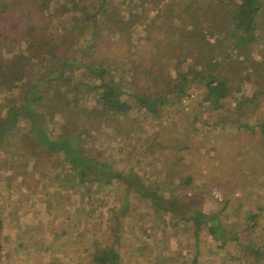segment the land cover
Masks as SVG:
<instances>
[{
	"label": "trees",
	"instance_id": "obj_1",
	"mask_svg": "<svg viewBox=\"0 0 264 264\" xmlns=\"http://www.w3.org/2000/svg\"><path fill=\"white\" fill-rule=\"evenodd\" d=\"M263 20L262 0H28L17 6L0 0V178L12 176L20 196L55 200L47 216L20 234V246L38 243L47 264H264V203L257 211L232 210L228 226L224 215L231 200L218 202L210 194L192 206L183 198L199 170L191 168L182 188L169 191L166 178L146 182L137 166L116 168L107 149L111 138L102 133L116 135L112 145L120 147L124 130L140 133L133 122L123 124L129 114L135 116L130 121L151 114L171 125L173 113L195 131L203 123L213 126L215 114L227 109L229 133L253 134L247 154L256 155L263 167L256 174H264V121L258 112L264 89L250 100L232 99L238 107L246 104L244 111L227 107L233 92L220 59L250 51ZM62 22L68 33L54 38V24ZM82 22L98 24L121 43L132 40L138 60L113 69L111 58L75 57L62 41L71 38L70 26ZM172 58L170 74L166 64ZM232 64L237 71L238 61ZM135 72L140 88L130 85ZM85 96L92 109L83 108ZM96 123L104 125L100 138ZM153 160L148 165L156 169L161 160ZM232 172L238 178L240 172ZM256 174L247 175V184L237 182L251 184ZM103 188L106 198L100 196ZM108 196L117 202L111 218L105 213ZM24 207L27 212L26 202ZM163 228L171 235L162 237ZM126 241L134 245L130 251Z\"/></svg>",
	"mask_w": 264,
	"mask_h": 264
},
{
	"label": "rangeland",
	"instance_id": "obj_2",
	"mask_svg": "<svg viewBox=\"0 0 264 264\" xmlns=\"http://www.w3.org/2000/svg\"><path fill=\"white\" fill-rule=\"evenodd\" d=\"M27 1L13 0V4L15 6L22 5L26 4ZM262 2L264 5V0ZM67 24L65 22H62L61 25L55 23L52 36L57 38L61 34L68 33L67 28L69 27ZM172 26L173 24H170V27ZM70 27L73 28L71 29V38L68 41H62V44L66 49H73V53L77 58L100 62L111 58L110 66L113 69L122 65L125 68L138 60V52L132 50L135 47L132 40H127V43H121L119 37H115L112 34H103L102 28L98 24L82 22L75 27ZM259 28L262 33L261 37L250 51L243 52L245 56H242V53V55H238L239 57L232 55L227 56V59L225 58L226 56L220 57L223 65H225L223 74L229 79L233 92L230 99L231 105L227 106L229 108L232 106L244 111L247 105L241 103L238 107L237 104H233L232 99H237L238 101L244 99L250 100L254 98L255 94H259L264 89V77H260L264 74V20L259 23ZM161 34L164 35L162 31ZM210 40L212 44H218L215 37H211ZM230 58L234 63H236V60L238 61L239 68H236L237 71L232 70V61H228ZM172 60V64H169V66L166 64V71H169L170 74L175 70V61L173 58ZM192 62V59H190L189 63L191 64ZM138 75L135 72L131 76L130 85H132V88H140L136 84ZM124 76L128 78L126 72ZM90 98L89 96L84 97L83 108L92 109V99ZM193 98L196 102H200L198 100L200 96L195 95ZM260 105L258 112L260 113V120L263 122L264 93ZM171 115V125H169V121L166 125V118H160L151 114H148V116L142 115V117L134 121H130L131 118H135L134 115L129 114L123 117V124L133 122V129L140 131V133L137 134L131 131L127 135L124 130V135L119 136L122 138L120 147L112 145L113 142H116V135L111 137V134L102 132L104 125L96 123L94 130L97 131L99 138L102 136L101 132L104 135L108 134L111 138L107 149L112 153L113 159L117 162L116 168H124L125 170L137 166L138 173L145 178L146 182L148 180L152 182L155 176L161 180L166 178L163 186L168 188L167 190L169 191L172 189L179 191L182 188V178L191 176V173L188 172L191 168L196 171L199 170V172H192L200 174L194 176L196 183L192 191L182 190L181 194L183 198L192 206L203 204L210 194L218 202L231 200L232 205L224 215V223L228 226L232 210H240V214H243L242 207L257 211L258 207L264 203V189L262 190V187H264V174H256L259 170L262 171L263 169L261 165L257 164L256 155L253 152L247 154V150L249 149L247 138H251L253 134H248L245 130L237 131L236 134L238 136L229 133L226 119L230 115V110L227 109L223 110L222 113L215 114L214 122L216 123L213 126L203 123L198 129L195 128V131H193L191 125L183 121V116L173 113ZM255 119L250 118L249 121L254 122ZM241 120L244 123L248 122L245 117H242ZM185 125L187 127H184ZM236 127L239 128L240 126L236 124ZM99 152L102 153L101 151ZM154 156L161 160H156V167L159 169H152L148 165V162H155L153 160ZM25 167L27 166L25 165ZM25 167L24 169H27ZM232 171L240 172L238 178L234 176L235 174ZM150 173L151 175H149ZM249 173L252 175L256 174L253 176L254 182L248 183V185H239L237 182L239 179L247 184L246 179ZM13 180L12 176L7 179L0 178V188L2 189V193H0V264H47L46 257H44L46 255L40 254L36 249L38 243L30 241L29 243H24L22 247L20 246V243L23 241L20 234L34 220L41 218L40 216L42 215L47 216L49 211H52L51 206L55 201L54 197L47 196L43 200H37L34 197L27 198L24 197L25 195L20 196L19 194H21L22 190L19 185L14 184ZM105 191L106 189L103 188L100 195L101 198H106L107 194H105ZM106 201L108 202L105 209L106 217L111 218V214L116 210L114 204H117V202H115L112 196H108ZM25 202L27 203V212H23ZM18 204H22L23 206H20V209H18ZM15 209L17 213L12 211ZM19 216H22L20 224H18ZM128 217H130V214H128ZM163 230L164 232L161 231L162 237L171 235L170 230L167 231L164 228ZM156 231L157 226H154L151 232L156 233ZM126 242V250L130 251V249L134 248L132 242ZM169 246L170 248L173 247V249L177 248L176 243L171 242ZM214 247L215 244H211V248L214 249ZM154 250L156 251V246ZM213 258H217V256L213 255L210 258L211 262L215 260ZM141 263H143L142 260Z\"/></svg>",
	"mask_w": 264,
	"mask_h": 264
}]
</instances>
